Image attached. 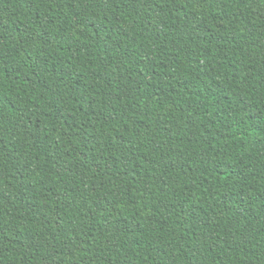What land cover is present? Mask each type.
<instances>
[{
    "label": "trees",
    "instance_id": "1",
    "mask_svg": "<svg viewBox=\"0 0 264 264\" xmlns=\"http://www.w3.org/2000/svg\"><path fill=\"white\" fill-rule=\"evenodd\" d=\"M0 264H264V0H0Z\"/></svg>",
    "mask_w": 264,
    "mask_h": 264
}]
</instances>
